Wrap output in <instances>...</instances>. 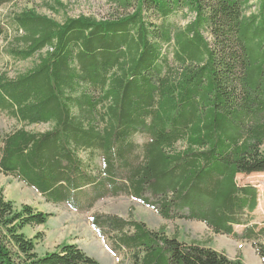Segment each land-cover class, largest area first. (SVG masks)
<instances>
[{"label": "trees", "instance_id": "16d2710c", "mask_svg": "<svg viewBox=\"0 0 264 264\" xmlns=\"http://www.w3.org/2000/svg\"><path fill=\"white\" fill-rule=\"evenodd\" d=\"M111 1L132 10L62 22L32 8L11 16L23 46L8 54L37 60L0 75V110L51 126L0 134V170L77 210L130 196L164 219L250 242L264 263V226L243 220L257 189L236 182L264 172V0L257 14L245 13L251 0ZM177 12L190 16L183 27L167 20ZM49 216L0 191V264H100L75 243L35 252L23 228ZM90 222L132 264H243L132 216L94 213Z\"/></svg>", "mask_w": 264, "mask_h": 264}, {"label": "rangeland", "instance_id": "374dc122", "mask_svg": "<svg viewBox=\"0 0 264 264\" xmlns=\"http://www.w3.org/2000/svg\"><path fill=\"white\" fill-rule=\"evenodd\" d=\"M59 3V4H58ZM34 9L37 13L46 15L57 22L66 17L79 15L90 16L95 19H106L116 15L125 14L132 10L119 8L111 0H13L0 6V24L4 25V33L0 37V75L6 73L7 77H14L28 70L37 60V54L26 60L13 58L9 51L14 47L23 45L15 39L23 32L16 30L10 24L13 13L24 9ZM259 0H251L246 14H257ZM147 20L161 22L159 18L149 11L144 13ZM190 16L185 17L181 12L171 15L167 20L174 25L183 27ZM48 123L27 125L18 121L11 114L0 110V134L5 135L19 127L40 133L50 128ZM142 142V137H137ZM182 147V145H179ZM84 156V154H82ZM98 164V159L94 160ZM236 182L239 186L252 185L257 189L256 208L243 217L248 224L264 226V172L250 174H237ZM0 191L6 200H10L16 207L21 204L32 205L35 209L50 214L47 222L41 225L26 226L23 232L35 243V252L43 254L52 251L62 243H75L88 255L93 256L100 264H132L131 255L127 252L116 253L111 249L110 241L99 236L96 228L90 222L94 213L115 214L123 218L135 217L146 223L150 229L161 230L169 236H176L185 242H194L209 246L223 252L228 258H239L243 264H264L250 242L240 241L232 236L214 233L205 223L196 220H167L156 212L143 206L127 195L106 197L97 201L89 210L72 209L67 203H52L32 186H28L13 175L4 174L0 170ZM244 225H235L234 230L240 233Z\"/></svg>", "mask_w": 264, "mask_h": 264}]
</instances>
